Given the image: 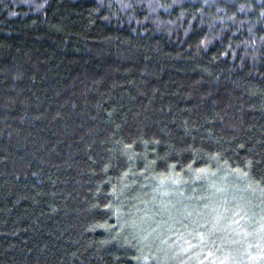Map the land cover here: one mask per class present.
Masks as SVG:
<instances>
[{
    "label": "trees",
    "instance_id": "trees-1",
    "mask_svg": "<svg viewBox=\"0 0 264 264\" xmlns=\"http://www.w3.org/2000/svg\"><path fill=\"white\" fill-rule=\"evenodd\" d=\"M171 178L264 213V0H0V264L182 263Z\"/></svg>",
    "mask_w": 264,
    "mask_h": 264
},
{
    "label": "rangeland",
    "instance_id": "rangeland-1",
    "mask_svg": "<svg viewBox=\"0 0 264 264\" xmlns=\"http://www.w3.org/2000/svg\"><path fill=\"white\" fill-rule=\"evenodd\" d=\"M167 181V186L159 191V195L168 198L175 194H186L188 203L180 209L181 220L177 227L171 225L173 229H178L179 234L168 232L169 238L163 239L165 253L174 255L173 259L180 257V262L185 258L183 261L186 264H264V213L252 205L255 203L259 206L255 198L251 197L254 199L251 204L227 202L228 205H225L221 204L224 201L215 200L189 202L188 199L195 198L191 193H186L183 188L178 189L179 193L176 191L178 182L173 178ZM228 187L221 189V192H231L235 200H245L241 197L245 191L241 186ZM255 194L251 195L255 197ZM192 253L194 258L187 263ZM183 261L180 264H184Z\"/></svg>",
    "mask_w": 264,
    "mask_h": 264
}]
</instances>
